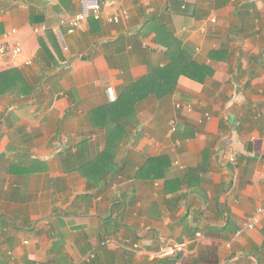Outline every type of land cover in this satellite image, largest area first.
Returning a JSON list of instances; mask_svg holds the SVG:
<instances>
[{"label": "crops", "instance_id": "crops-1", "mask_svg": "<svg viewBox=\"0 0 264 264\" xmlns=\"http://www.w3.org/2000/svg\"><path fill=\"white\" fill-rule=\"evenodd\" d=\"M106 1L0 0V44L23 48L0 68V264H264V215L246 227L264 204V0H114L61 23ZM120 5L130 18L107 22ZM152 20L212 74L106 123L167 62Z\"/></svg>", "mask_w": 264, "mask_h": 264}, {"label": "trees", "instance_id": "trees-1", "mask_svg": "<svg viewBox=\"0 0 264 264\" xmlns=\"http://www.w3.org/2000/svg\"><path fill=\"white\" fill-rule=\"evenodd\" d=\"M155 22L159 21L152 20L145 25V28L158 25L159 32L155 37V41L157 44L167 48L165 51L167 62L164 65L157 64L149 67L148 73L144 77L126 84L118 98L109 105L108 113L110 115L106 123H115L116 125L131 123L136 115L134 113L135 109L140 102L150 96H155L158 100H165L172 96L177 88L181 75L197 80L198 82H203L207 76L212 74L209 67L197 63V61L181 48L180 42L172 36L171 32L164 25ZM142 32H144V28ZM142 32L137 33L130 40L137 49L143 47L141 39L144 35H142ZM43 39L41 40V45L44 47L46 45ZM45 39L49 41L55 52L61 56V49L56 35L52 31H47ZM122 44L124 46H120L119 52L125 51L126 41ZM50 54L52 53L50 52ZM53 60L55 62L57 61L54 57ZM120 68L124 72L128 71L124 65H121Z\"/></svg>", "mask_w": 264, "mask_h": 264}, {"label": "built area", "instance_id": "built-area-1", "mask_svg": "<svg viewBox=\"0 0 264 264\" xmlns=\"http://www.w3.org/2000/svg\"><path fill=\"white\" fill-rule=\"evenodd\" d=\"M114 0H107L106 3L104 5H102L99 2H95L94 4L89 6L88 11L86 12H79L71 17H69L68 19H62L61 23L68 26L69 32H76L79 31L83 28V23L85 22L86 19L89 18V16L91 15L94 19L97 20H101L103 17V6L108 5V4H113ZM130 18V11L127 7L120 5L117 8H115L111 13H109L106 16V21L112 24H118L121 23L123 21H126ZM213 22L216 21L215 18L211 19ZM41 29H43V27H39L36 28L35 31L37 33H40ZM16 33V30H13L12 32H10V34H14ZM23 52V48L19 43H16L14 45L8 43V42H4L0 44V68L2 67L3 63L5 62V57L7 55H12L13 57H18L19 55H21ZM26 64H30L31 62L29 60H27L25 62ZM178 107H180V104H178ZM188 110H192V105H188ZM206 119H210L211 118V114L209 112H206L205 114ZM171 131L173 133H175L177 131V122L176 120H172L171 121ZM229 160L231 162H235L236 160V156L234 153H231L229 155ZM264 215V204L257 207L255 212L251 215V217L248 219L247 223H246V227L253 229L255 228L259 222L261 217ZM138 244L135 245V247H137ZM181 250V246L180 245H174L172 247L167 248L164 251V254H172L175 253L177 251ZM91 256H93V254H91Z\"/></svg>", "mask_w": 264, "mask_h": 264}, {"label": "rangeland", "instance_id": "rangeland-1", "mask_svg": "<svg viewBox=\"0 0 264 264\" xmlns=\"http://www.w3.org/2000/svg\"><path fill=\"white\" fill-rule=\"evenodd\" d=\"M64 37V39H65V36H63ZM67 49V47H64V50H66Z\"/></svg>", "mask_w": 264, "mask_h": 264}]
</instances>
